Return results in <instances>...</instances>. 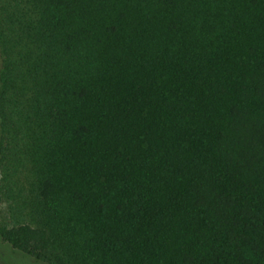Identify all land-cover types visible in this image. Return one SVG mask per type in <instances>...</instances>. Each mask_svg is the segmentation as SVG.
<instances>
[{
    "label": "trees",
    "instance_id": "trees-1",
    "mask_svg": "<svg viewBox=\"0 0 264 264\" xmlns=\"http://www.w3.org/2000/svg\"><path fill=\"white\" fill-rule=\"evenodd\" d=\"M2 203L42 264H264V0H0Z\"/></svg>",
    "mask_w": 264,
    "mask_h": 264
},
{
    "label": "rangeland",
    "instance_id": "rangeland-1",
    "mask_svg": "<svg viewBox=\"0 0 264 264\" xmlns=\"http://www.w3.org/2000/svg\"><path fill=\"white\" fill-rule=\"evenodd\" d=\"M9 215L6 211V203L0 206V223H10ZM6 256V257H5ZM0 264H42L34 261L30 257L16 251L0 248Z\"/></svg>",
    "mask_w": 264,
    "mask_h": 264
}]
</instances>
